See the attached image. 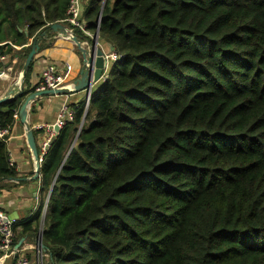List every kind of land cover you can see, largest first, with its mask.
Here are the masks:
<instances>
[{"label": "trees", "instance_id": "16d2710c", "mask_svg": "<svg viewBox=\"0 0 264 264\" xmlns=\"http://www.w3.org/2000/svg\"><path fill=\"white\" fill-rule=\"evenodd\" d=\"M71 2L0 0L2 51ZM101 9L121 60L68 103L15 244L42 232L48 264H264V0H89L91 33ZM22 102L0 104V181Z\"/></svg>", "mask_w": 264, "mask_h": 264}, {"label": "crops", "instance_id": "0c3cea01", "mask_svg": "<svg viewBox=\"0 0 264 264\" xmlns=\"http://www.w3.org/2000/svg\"><path fill=\"white\" fill-rule=\"evenodd\" d=\"M83 4L81 21L86 24L84 13L88 7L89 0H83ZM24 31L26 30L24 29ZM85 40L87 39L85 38ZM32 41L33 38L31 37L28 44H11L12 52L7 53L5 59H0V71L2 72L0 75V96L12 84L16 85L29 51L28 46ZM41 44L42 48L33 60L27 82L24 85L25 89L33 90V86L38 85L44 68L51 63L55 64L59 72L63 74L64 83L67 85L72 83L79 76L82 66V57L75 45L58 33L50 34ZM100 45L106 52L112 51L111 44L103 39H100ZM83 97V94L43 95L32 102L29 111V121L35 130L36 140L40 149L48 137L46 132L36 128L37 125L43 123L54 124L59 118L60 110L64 103L78 102ZM8 147L11 161L17 168V176L0 181V207L5 209L9 215H14L17 220L16 223L21 224L22 221L33 217L40 207L41 179H33L36 171L35 159L27 139L26 127L20 118H18L10 133ZM34 224L36 223L34 222ZM21 231L22 225H18L15 231L16 236ZM38 235L39 233L36 235L29 233L23 236L25 241L18 250V258L26 256L29 259V264H38ZM4 264H18V260L15 263V256H11L5 259Z\"/></svg>", "mask_w": 264, "mask_h": 264}, {"label": "water", "instance_id": "95a60500", "mask_svg": "<svg viewBox=\"0 0 264 264\" xmlns=\"http://www.w3.org/2000/svg\"><path fill=\"white\" fill-rule=\"evenodd\" d=\"M101 15L102 9L98 17V29L95 31V33H92V35L90 36L91 40H85V38L79 36L75 32V30L70 27V25L61 21L52 23L49 28L43 30L37 37L33 39L31 43V50L29 51L24 60L22 71L20 73L16 85L12 84L7 89V91H5L2 96H0V104L18 97H23L24 99L19 108V118L26 127L27 139L35 159L36 171L33 177V179L35 180L40 178L41 162L39 146L35 136V130L31 122L29 121V111L31 104L36 98L43 95L83 94L86 98L92 95L98 83L107 80L108 77L105 78V74L109 76L110 70L114 67V62L111 59L107 58L106 55L108 52H106L100 45L99 26ZM52 33H58L61 37L71 41L75 45L78 53L81 54L82 66L79 72V76L75 78L72 83H69L68 85L63 87L37 90L36 85H34L32 88L33 90L29 91V89H25L24 86L26 75L31 67V64L33 63L35 56L42 48V41L45 38L49 37ZM111 50H114L113 47L111 48ZM1 73L2 72L0 71V75ZM83 123L84 122L81 123L79 131L83 126ZM55 130L58 134L61 128L56 125ZM55 137H53V139ZM10 216L14 217V215ZM24 241L25 237L21 238L15 244L14 248L16 252H18L19 248L21 247ZM37 244L44 251L45 244L43 243L42 232L39 233Z\"/></svg>", "mask_w": 264, "mask_h": 264}, {"label": "built area", "instance_id": "2783aa9c", "mask_svg": "<svg viewBox=\"0 0 264 264\" xmlns=\"http://www.w3.org/2000/svg\"><path fill=\"white\" fill-rule=\"evenodd\" d=\"M82 4L83 0H72L71 5L68 10V18L66 22L70 25V27H78L88 36H91L90 33L86 29V24L81 21V13H82ZM0 44V59L6 58V53H4L1 49ZM107 58L111 59L114 64L118 63L121 60V55L117 54L114 50L107 53ZM66 77V76H65ZM108 75L105 74V78ZM103 80V79H102ZM64 76L62 73L59 72L57 66L55 64H48L41 75V79L39 81V87L37 90H45V89H54L66 86L67 84L64 83ZM86 99V108L88 107L91 96H88ZM73 110L68 106L67 103L61 107L60 114L58 120L54 123H43L38 124L37 129L43 130L47 134V140L43 143L40 149V162H43V155L47 151L48 147L50 146L51 140L53 137L57 135L55 130V126L58 125L60 128L66 123L67 119L73 118ZM16 117L19 116V112L15 115ZM80 128V126H79ZM82 128V127H81ZM81 130V129H80ZM8 134L7 129H1L0 127V137H5ZM48 208V198L45 201V205L43 207V214L46 212ZM17 220L14 217H11L9 213L0 207V264H4L6 258L11 256H17L18 252L15 251V239H16V232H15V225ZM39 237V235H38ZM37 237V239H38ZM42 252L43 250L39 245H37V253H38V264H42ZM18 264H29V259L26 256H21L18 258Z\"/></svg>", "mask_w": 264, "mask_h": 264}, {"label": "rangeland", "instance_id": "374dc122", "mask_svg": "<svg viewBox=\"0 0 264 264\" xmlns=\"http://www.w3.org/2000/svg\"><path fill=\"white\" fill-rule=\"evenodd\" d=\"M83 5L84 4H82V7H83ZM118 63H115L114 64V66L115 65H117ZM103 84V81H101L100 83H98L97 85H96V88H95V91L101 86ZM42 258H43V260H42V264H48V255L47 254H44L43 252H42Z\"/></svg>", "mask_w": 264, "mask_h": 264}]
</instances>
